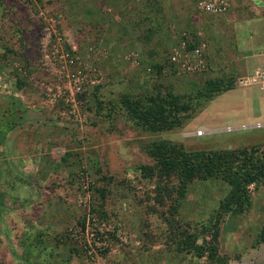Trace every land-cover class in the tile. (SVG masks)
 <instances>
[{
    "label": "rangeland",
    "instance_id": "374dc122",
    "mask_svg": "<svg viewBox=\"0 0 264 264\" xmlns=\"http://www.w3.org/2000/svg\"><path fill=\"white\" fill-rule=\"evenodd\" d=\"M161 1L144 0L135 12L116 8L125 19L119 34L145 37L151 46L155 35L168 41L135 64L105 50L109 20L97 18L98 0H0V264H213L180 241L186 234L208 247L231 187L214 179L191 183L170 229L166 207L152 201L156 182L141 171L153 166L145 148L161 140L186 152L263 146L264 85L235 83L211 99L205 95L209 80L252 74L232 69L264 53V30L253 33L249 0H231L223 16L199 12L201 0L173 14ZM184 33L194 45L208 44V70L188 74L170 64ZM137 48L123 45L131 53ZM154 64L162 69L147 75ZM248 68L263 71L264 57L250 59ZM157 94L189 108L183 127L147 132L121 104ZM200 128L206 129L201 137ZM247 190L245 212L220 222L218 254L227 264H264V244L252 247L264 225V181Z\"/></svg>",
    "mask_w": 264,
    "mask_h": 264
},
{
    "label": "trees",
    "instance_id": "16d2710c",
    "mask_svg": "<svg viewBox=\"0 0 264 264\" xmlns=\"http://www.w3.org/2000/svg\"><path fill=\"white\" fill-rule=\"evenodd\" d=\"M127 11L135 12L134 6ZM137 15L135 14L136 17ZM149 68L156 74L162 66L154 64ZM234 84L235 80L231 76L209 80L206 83L205 97L211 99L230 91ZM121 104L138 127L152 133L183 127L189 111L179 99L169 94H157L144 99L127 97ZM145 151L153 161V166L142 167L141 171L146 179L155 180L152 201L154 205L166 207V221L170 229L176 225L178 207L191 183L214 179L221 180L231 187L214 219V231L208 247L203 249L197 246V240L185 237L186 234L180 241L184 248L196 251L199 257L207 253L208 260L213 264H227L226 259L218 254L220 222L225 215L244 213V209L249 207L248 187L264 181V145L186 152L179 144L161 140L149 144ZM99 193L101 203L104 204L106 191L102 189ZM261 244H264V225L252 247L257 248Z\"/></svg>",
    "mask_w": 264,
    "mask_h": 264
},
{
    "label": "crops",
    "instance_id": "0c3cea01",
    "mask_svg": "<svg viewBox=\"0 0 264 264\" xmlns=\"http://www.w3.org/2000/svg\"><path fill=\"white\" fill-rule=\"evenodd\" d=\"M143 1L144 0H129V1L128 0H98L97 5L92 3L94 5V7L96 8L95 11L97 12V14H96L97 18L103 16L105 18H108V20H109V22H108L109 24L107 23V28H106V32H105L104 37L109 42L107 45V48L105 47V50L108 53H110L111 56L115 57L116 55H119V56H123L126 59V57H128L131 52L129 50H128L129 51L128 52L127 50L123 49V45H126V47L129 45H130V47L137 46L138 51L136 53L138 54V56L139 55L142 56L143 61H145L148 56L154 57L155 55L159 54L161 47L158 44H161L162 42H164L163 44H165V46H166V44L168 43V41H162L161 37H158L155 35L152 38L153 45L151 46V44H149L147 42L145 37H140L139 35L133 36L132 34L130 36H126V35L124 36V35H121L118 33V30L116 29L117 26L125 23V19H123L121 11L116 10V8L119 7V4L121 5L120 7L122 8V11H123L126 6H128V8H131L134 6L136 9L137 5H140V3ZM166 1L170 5V9H171L170 12L172 14L174 11H177L178 8L186 11L185 9H187L188 4H189V0H162L161 3L165 4ZM249 1H251L254 5L253 9L255 10L254 14L256 16H254L252 18L253 20H250L248 22L255 24L254 25L255 31L253 33L256 34L257 32H259V28H261V30L262 29L264 30V26L261 27L262 25H264V16H263V14H264V0H249ZM116 2H118V3H116ZM230 6H231V4H230ZM164 13H166L165 9H164ZM162 14L163 13H161V15ZM186 15H188V14H186ZM169 16H170V14H169ZM136 20H139V16L138 17L135 16V20H132V23L133 24L136 23L135 22ZM242 21L244 24H246L245 20H242ZM177 22H178L177 19L171 20V25H169V26H171L173 29L176 26ZM261 23H263V24L261 25ZM237 24L238 23H236L235 25H237ZM159 41H161V43H158ZM149 45H150V47H149ZM124 51H126V52H124ZM110 54H109V56H110ZM208 56H209V58H211V56L207 50V52L205 54V58H206V60H208L210 62V59L208 58ZM261 57H264V53H259L258 55H253V56H251L250 59L251 60L254 59V63H256V62H258L259 58H261ZM244 59H245L244 60V67L243 68L240 67V68L235 69V70L232 69V71L236 72V70H237V72H239L241 70L242 72H246L247 74H250V73H254L258 69H261V68H256L253 71H251L248 68V63L250 62V59L248 60V57L247 58L245 57ZM225 62H223V64H224V66L226 65L225 66V67H227L226 70H230V68H231L230 65H227V63L225 64ZM238 78H240V77H238ZM225 130L227 131V129H225Z\"/></svg>",
    "mask_w": 264,
    "mask_h": 264
},
{
    "label": "built area",
    "instance_id": "2783aa9c",
    "mask_svg": "<svg viewBox=\"0 0 264 264\" xmlns=\"http://www.w3.org/2000/svg\"><path fill=\"white\" fill-rule=\"evenodd\" d=\"M230 4L231 0H201L197 3V10L203 14L211 16H223L229 10ZM46 30L49 32L50 36L52 35L54 42L59 44L60 37L57 32V28L50 25ZM207 50L208 44L206 42L201 41L198 45H194L191 42L190 36L184 33L180 37L177 47L171 50L169 61L176 70L182 73L190 74L203 72L209 68L208 62L205 58ZM54 53L55 55H60V57L64 60L68 58V55H65L63 52L57 50V48H54ZM127 59L132 63H139V56L137 53H130ZM70 64H73V62L70 61ZM145 73L147 75H152L153 70L151 68H147ZM76 75L77 80H80L83 76L82 71L78 69ZM91 83L94 84L93 82ZM235 83L239 87L243 88L258 84L264 85V70H257L250 75L240 77L235 80ZM75 88L78 93L81 91L79 83L78 85L75 83ZM205 132L206 129L200 128L197 130V136L201 137L205 135Z\"/></svg>",
    "mask_w": 264,
    "mask_h": 264
}]
</instances>
